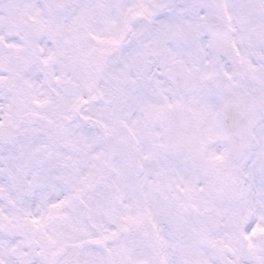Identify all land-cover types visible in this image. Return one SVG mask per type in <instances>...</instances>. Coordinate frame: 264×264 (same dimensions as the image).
I'll return each mask as SVG.
<instances>
[{
    "label": "snow or ice",
    "instance_id": "obj_1",
    "mask_svg": "<svg viewBox=\"0 0 264 264\" xmlns=\"http://www.w3.org/2000/svg\"><path fill=\"white\" fill-rule=\"evenodd\" d=\"M0 264H264V0H0Z\"/></svg>",
    "mask_w": 264,
    "mask_h": 264
}]
</instances>
